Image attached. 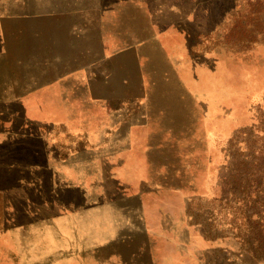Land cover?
I'll use <instances>...</instances> for the list:
<instances>
[{"label": "rangeland", "instance_id": "1", "mask_svg": "<svg viewBox=\"0 0 264 264\" xmlns=\"http://www.w3.org/2000/svg\"><path fill=\"white\" fill-rule=\"evenodd\" d=\"M149 6L154 14L124 0H0V58L13 45L14 59L26 58L22 78L30 86L38 83V56L34 46L28 51L25 47L41 34L46 36L44 79L52 92L85 91L76 80L55 76L64 70L70 55L66 49L77 51L81 35L87 40L83 46L91 47L92 35L101 28L115 46L116 40L165 28V62L174 63V55L181 54L182 62L187 58L190 65L188 73H179L183 86L166 77L169 69L154 67L151 57L144 77L147 90L154 91V103L162 94L188 92L185 105L197 111L199 131L129 133L142 147L127 148L128 157L134 153L135 158L128 173L141 178L139 184L146 189L144 179L154 174L142 207H62L54 221L46 210L43 217L50 226L45 234L60 235L56 250L60 247L61 258L51 264H264V207L245 202L252 188L243 189L239 180L245 162L255 169L264 150V0H152ZM171 21L190 28L191 36L184 39L168 30ZM106 70L84 67L75 79L94 76L97 82L96 75ZM140 71L119 68L109 90L127 97L143 91L136 82ZM19 77L14 74V83ZM146 101H127L126 108L142 109L149 105ZM67 102L71 107L78 101ZM14 107L17 122L27 101ZM109 182L113 189L115 183ZM28 246L0 243V264H9L12 254Z\"/></svg>", "mask_w": 264, "mask_h": 264}, {"label": "crops", "instance_id": "2", "mask_svg": "<svg viewBox=\"0 0 264 264\" xmlns=\"http://www.w3.org/2000/svg\"><path fill=\"white\" fill-rule=\"evenodd\" d=\"M124 1H132L140 10L144 7L147 14H154L149 6L152 0ZM150 19H153V28H158L154 17L150 16ZM167 25L168 30L184 39L191 36V29L179 21H171ZM153 30L156 32L150 35L116 40V46L109 43V36L102 28L92 35L91 47L89 44L83 46L87 40L85 35H81L83 40L77 51L66 49L70 50V55L62 65L64 70L55 77H70L85 91L66 93L50 90L48 86L51 85H47L44 79L45 34L39 35L34 45L26 43L25 47L28 51L34 46L33 51H37L39 79L36 86H30L23 80L26 58L17 57L15 60L13 45L1 56L0 243L31 245L25 251L12 254L9 264H51V261L61 258L60 247L56 250L60 235L48 237L45 234L50 226L43 217L46 210L52 212L54 221L61 215L62 207H142L143 194L149 191V186H154V174L150 173L144 179L148 186L146 189L142 187V182L139 184L141 178L137 180L135 174L128 173V166L135 162V158L134 153L128 157L130 152L127 148L142 147L129 133L199 131L197 111L192 113L185 105L188 92L162 94L154 103V91L147 90L144 68L149 66V57L157 69H169L166 77L181 86L179 73H188L190 69L188 59L184 58L182 62L184 56L181 54L174 55L176 62H165L166 56H169L164 46L165 28ZM197 34L200 36V32ZM62 41L59 45L63 44ZM54 45L58 46V40ZM127 57L130 60L128 63ZM84 67L107 70L96 75L97 82L94 76H87L84 81L75 79ZM126 67L141 69L136 82L144 89L128 97L121 91H110L108 88L114 81L113 74L116 73L117 80L119 68ZM21 68L22 71L19 70ZM109 68H117V72L112 74ZM14 74L20 75L16 78L17 83L13 81ZM175 74L177 78H174ZM124 84L125 79L122 86ZM171 89L176 91L174 85ZM143 99L147 100L148 106L143 104L142 109L133 110L126 108L127 101ZM34 100L37 101L36 107L32 103ZM69 100L78 102L68 107ZM112 100H117V103L111 104ZM23 101H27V107L19 109L21 119L15 122L14 116L18 111L14 104ZM149 146L146 144L143 147ZM109 181L115 183L113 189L109 187ZM115 196L118 197L116 202ZM56 213L60 215L56 217ZM21 215L23 220H20ZM46 245L51 248L46 250Z\"/></svg>", "mask_w": 264, "mask_h": 264}, {"label": "trees", "instance_id": "3", "mask_svg": "<svg viewBox=\"0 0 264 264\" xmlns=\"http://www.w3.org/2000/svg\"><path fill=\"white\" fill-rule=\"evenodd\" d=\"M264 150L261 153V156L257 158V162L253 167L257 166L255 169H251V163L245 162V169L242 173L240 172L241 177L239 180L244 182L242 185L243 189H246L248 186L252 188L251 194L244 197L245 202L250 199V203L254 206H263L264 207ZM247 164V166H246ZM254 193V194H252ZM258 226H261L260 221Z\"/></svg>", "mask_w": 264, "mask_h": 264}, {"label": "bare ground", "instance_id": "4", "mask_svg": "<svg viewBox=\"0 0 264 264\" xmlns=\"http://www.w3.org/2000/svg\"><path fill=\"white\" fill-rule=\"evenodd\" d=\"M18 50V49H17ZM122 66V65H121Z\"/></svg>", "mask_w": 264, "mask_h": 264}]
</instances>
